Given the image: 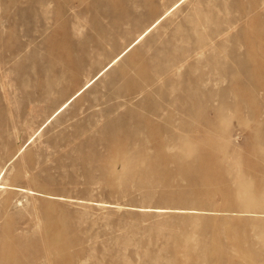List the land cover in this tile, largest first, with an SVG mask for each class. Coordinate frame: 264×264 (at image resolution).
<instances>
[{
    "label": "rangeland",
    "instance_id": "rangeland-1",
    "mask_svg": "<svg viewBox=\"0 0 264 264\" xmlns=\"http://www.w3.org/2000/svg\"><path fill=\"white\" fill-rule=\"evenodd\" d=\"M59 1L48 30L0 20V264H264V0ZM206 90L228 107L190 114ZM139 144L148 170L113 169ZM203 162L229 165L224 184Z\"/></svg>",
    "mask_w": 264,
    "mask_h": 264
},
{
    "label": "bare ground",
    "instance_id": "bare-ground-1",
    "mask_svg": "<svg viewBox=\"0 0 264 264\" xmlns=\"http://www.w3.org/2000/svg\"><path fill=\"white\" fill-rule=\"evenodd\" d=\"M16 1H19V0H0V3H7L9 5H12L14 7V15H10L8 13H5L6 11H4L3 14H1L0 16V20L1 22L7 26L10 25L12 27H18L19 25H21L20 23V20L18 21L17 19V16L19 15H25V16H28V12H26L27 10H31L33 11L32 13L30 12L29 14H32L34 16V18H36V21L38 22H41L42 25H43V29L44 30H48L51 28V24H52V21L53 18H55L57 16V13L59 12V10L61 9H65V10H70L73 8V6L71 4H65L63 5L59 0H20L19 2H16ZM181 1L183 0H180L178 3H181ZM179 5V4H178ZM169 11V10H168ZM167 11V12H168ZM166 12V14H168ZM165 15V13H164ZM161 16L158 20H156L149 28H147L143 33H141L136 39L134 42H132L129 46H127L118 56H116L102 71H100L93 79H91L90 81H88L84 87H82L79 91H77L70 99H68V101H66L63 105H61L55 112L54 114L48 119V120H51V118L58 112L60 111L62 108H64L65 106L68 105V103L72 100V99H76L79 95H81L87 88H89L93 82H95L100 76H102L105 71H107L108 69H110L113 65H115L123 56H125L128 52H130L132 49L135 48V46L140 43L141 41H143L146 36L152 31V28L154 27L155 24H159L162 20V18L164 17ZM16 16V17H15ZM31 16V15H30ZM19 18V17H18ZM31 18V17H30ZM17 19V20H15ZM23 19V18H22ZM28 20V18L26 19ZM33 20V19H32ZM35 20V19H34ZM30 22V21H29ZM32 22V21H31ZM24 23H22L23 25ZM25 25V24H24ZM23 25V26H24ZM35 25V24H34ZM39 25V24H38ZM36 26V25H35ZM20 28V27H19ZM41 28V29H42ZM17 30V29H16ZM28 30V28H27ZM26 30V32H27ZM33 30V29H32ZM35 30V29H34ZM39 30V29H38ZM25 30H23L22 32H24ZM42 31V30H41ZM40 31V32H41ZM18 32V31H17ZM48 32V31H47ZM31 33V32H30ZM33 33V32H32ZM19 35V32L17 33ZM15 36V33L13 34ZM28 35V33H27ZM33 35V34H32ZM41 36V35H40ZM13 37V36H12ZM9 38V37H8ZM35 38V37H34ZM21 40V38H19ZM16 40V38H15ZM17 40H18V36H17ZM19 40V41H20ZM35 40V39H34ZM18 41V42H19ZM29 41V40H28ZM30 41H31V38H30ZM15 43L13 44H17L16 41H14ZM22 42V41H21ZM20 43V42H19ZM18 43V44H19ZM25 43V42H24ZM9 45V43H7ZM26 44V43H25ZM4 45H6V43H4ZM30 45V44H28ZM0 46H2V48H4L5 52H8V47H4L3 46V43L0 44ZM10 46V45H9ZM15 46V45H14ZM20 46V44H19ZM22 46V45H21ZM12 47V46H10ZM23 48V47H22ZM12 49H14L12 47ZM11 50V49H10ZM9 50V51H10ZM17 51V50H16ZM14 52L11 50L12 54H11V57L16 58V57H19V53L17 52ZM9 54V53H8ZM1 55V54H0ZM10 57V58H11ZM52 57V56H51ZM3 58V57H2ZM9 58V57H8ZM7 59V58H6ZM19 59V58H18ZM8 60V59H7ZM234 85V84H233ZM228 89H224L225 92H230L231 91L229 90L230 88L227 87ZM214 92H212L211 90H206V91H203V95H204V99H199V100H193V107H191L190 109V114L191 113H196L197 110H200L198 108H205L203 110L207 111L210 115H214L216 117L217 114H219V112L225 110L228 105H229V102L225 100V98H222L220 99V104L219 105H216L215 103H213V98L215 99L214 97ZM74 99V100H75ZM216 100V99H215ZM218 101V100H217ZM168 113V111H163V112H159V113H156L155 114V117H156V121H159L160 119L163 118V116H166ZM133 120H134V123H131L129 125V128L131 129V127L133 126L132 124H134L135 126H137V121H140V117H143L142 113H139L137 116H130ZM191 117V116H190ZM208 123H211L209 117L206 118V120ZM49 122V121H48ZM154 124V127L156 128V130L154 131L155 135L153 137L154 140H157L158 141V144L160 145V148H159V152L161 154H166L165 152V148L163 147V145L165 144L166 140L168 139V131L169 129H167L166 127L164 128L162 125H159L160 123L159 122H155L154 119L152 118H149V117H144L143 118V124L146 126V125H150V124ZM47 124V123H46ZM44 126V125H43ZM42 126V127H43ZM134 127V126H133ZM41 130V128H40ZM133 130V129H132ZM131 130V131H132ZM135 133H132L130 136L134 135ZM129 136V139L132 138ZM30 142V141H29ZM140 145V144H139ZM145 148L144 145H140V147H136L134 148L133 152L136 153V154H139L141 155V159L134 163V162H131L135 159V157H131L127 154V152H125V150H118V155L115 156V157H109V162L110 164L112 165L113 169L114 167L116 166V162L118 160V158L122 161V165L121 167H124L125 170H136V169H143V170H148V168H146V166H144L141 161L142 159L144 158L143 155L145 154V151L143 150ZM21 150V149H20ZM19 150V151H20ZM24 150V149H23ZM171 150V149H170ZM114 151V150H113ZM207 151V150H206ZM110 152V151H109ZM209 152V151H208ZM196 152H194V150H188V151H184L180 154H175L176 157H173L175 159V161H178L179 164L182 162V160H187L190 158V155L191 154H195ZM203 153V152H202ZM205 153V152H204ZM110 154V153H109ZM111 155V154H110ZM108 157V156H107ZM16 158V157H15ZM13 158V159H15ZM196 157H193L192 159H195ZM212 158H214L212 156ZM99 159H102L101 157ZM191 160V159H190ZM192 161H188L186 162L185 164L182 165V169H189L191 167V165H193V162L191 163ZM128 163V164H127ZM108 167V166H107ZM178 167V166H177ZM109 168V167H108ZM202 168L203 170L205 171V174H204V178L202 177V180L205 181L206 183L208 184H224V178L222 177L221 173L218 172V170H224V169H227L229 168V165L227 164H223V165H217V164H213L212 166L207 164V163H204L202 164ZM181 169V167H180ZM178 170H179V167H178ZM104 171V170H103ZM152 171V169H151ZM5 172L6 170L3 169L0 173V188L1 189H4L5 188V184L2 182L3 179H4V175H5ZM106 172V171H105ZM104 172V173H105ZM166 177H169V176H166ZM15 189H18V190H22V191H25L27 192L25 189H22V188H18V187H14ZM32 192V191H31Z\"/></svg>",
    "mask_w": 264,
    "mask_h": 264
}]
</instances>
